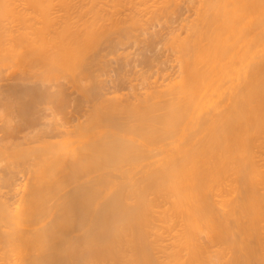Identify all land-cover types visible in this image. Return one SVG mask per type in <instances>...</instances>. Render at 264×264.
Masks as SVG:
<instances>
[{
  "label": "bare ground",
  "instance_id": "obj_1",
  "mask_svg": "<svg viewBox=\"0 0 264 264\" xmlns=\"http://www.w3.org/2000/svg\"><path fill=\"white\" fill-rule=\"evenodd\" d=\"M15 1L0 0V63L29 74L23 121L0 126V264H264V0H199L177 75L104 104L102 40L146 39L180 0H58L55 17ZM54 74L101 97L84 120ZM49 101L66 117L45 118Z\"/></svg>",
  "mask_w": 264,
  "mask_h": 264
},
{
  "label": "rangeland",
  "instance_id": "obj_2",
  "mask_svg": "<svg viewBox=\"0 0 264 264\" xmlns=\"http://www.w3.org/2000/svg\"><path fill=\"white\" fill-rule=\"evenodd\" d=\"M21 1H23V0H20V1L19 0H16L15 1L16 3L13 2L14 3V4H12L13 7L14 6L16 7L19 3L22 5L23 2L21 3ZM50 1H51L50 4H49L50 14L51 13L54 14V15L51 14L52 16L55 17V15L58 16V14L65 13V11H64L65 10V7H64V5L60 1L59 2L61 4L58 2V0H50ZM79 1L76 0V3L79 4L78 7H80V5H81L80 4L81 2H79ZM81 1L83 2V0H81ZM47 2H49V0H47ZM73 2H74V4H73L74 5V8H75L77 4L75 3V0ZM73 2H71V3H73ZM198 2H199V0H195V3L193 1H191V0H180V3L182 5L180 4L181 7L180 6L178 7V9H177L178 11H176L175 13H172V12L169 11L171 15H169L168 14L169 12H168L167 15L165 14L164 19L161 18L162 21L158 22L160 19L159 20L155 19L156 23L155 22L151 23V25L149 26L151 29H150V31H148V32H150L149 33L150 35L147 32L146 39H145V36H143V35H141L139 37L140 39L139 38H135V36L130 35L131 36L130 38L128 36L127 38H125L127 40H124L123 39L124 42H122L121 44H119L120 42L117 41L118 40L117 38H119L118 37V34L115 33L117 36L113 34V36H116V37H113L112 36V40L111 41H109L110 39L109 40L108 39H105L104 41L102 40L103 43L101 42V45H103V46H99V49L101 48L100 49V53H99L100 56L97 57L98 59L93 63L94 66H95V68H93V71H95V72H93V74L95 76L93 75V77H95L96 80L99 77V79H98L99 81L97 80V82H98L99 86L102 85L101 88H100L101 89L100 92H102L101 94H103V95H101V97L103 96L104 99H101V97H100L99 100L100 99H101L100 101L104 100V102L102 101L103 104L110 102V100L113 101L115 98L116 99H122V98H124L123 96H126V97L129 96L130 97V95H131L130 98H132V95H134V93L136 91L138 93H143L147 89V87H148L147 84L150 83V82H154V80L156 78H158L160 82H163V79H162L163 76L165 78V77H168L169 75L171 76V75H174V74L178 73V69H179V67L177 66L178 62L175 60V59H177V58H175V57H177V54H175V53H177L176 52L177 49H176V47H173L172 44L174 45V43H175L174 39L175 38L178 39L179 36H181V35L184 36V35L187 34L188 26H189V24L190 25L192 24V21H193L192 19L194 18L195 10H196L197 3ZM21 5H18L17 6V9L18 10H21L22 9L23 6L21 7ZM24 5H26V4H24ZM50 5H52V7ZM106 5L107 4H105L103 8L109 9V5H107V6ZM26 7H28V5H26ZM62 7H64V9H62ZM17 9L15 8V10H17ZM24 9H26V8H24ZM52 9H53V11H51ZM77 9L78 8L76 7L75 10H77ZM123 9H125V8H123ZM60 10H62V11H60ZM75 10L72 11V12L73 13H76ZM27 11L29 12V9H27ZM124 11L125 10H122V12H124ZM127 11H125V12H127ZM150 14H148V16ZM167 16H168V18H167ZM11 20L9 18H8V20L7 19L4 20L5 21L3 23L4 24V27L6 26L4 29H6L7 27H9L10 30H11V28H13L16 31L17 28H19V26H18L19 23H18V21L15 22V20H12V21ZM190 21H191V23H190ZM185 24H187V26ZM155 26H156V28H154ZM151 31L152 32L154 31L153 33H155V34H153ZM174 34H176V36L175 37L174 36L172 37V35H174ZM177 34H179V35L177 36ZM144 35H145V33H144ZM159 35H160V37H159ZM165 35L167 36V38H165L166 37ZM164 38H165V40H164ZM172 38H173V40H172ZM179 38H182V37H179ZM136 40H138L141 44L138 43V41H136ZM169 40L170 41L172 40V43ZM116 41L118 42L119 45H117V42ZM165 41L166 42L168 41L169 43H166ZM115 43H116V45H115ZM123 43H124V45H123ZM152 44H153V46H152ZM138 45H139V47H138ZM124 46H125V49L123 48ZM174 46H176V45H174ZM170 47H171V49H170ZM147 48H148V50H147ZM152 48H154V50ZM142 52H143V54H142ZM146 54L148 55V57H147ZM144 57H145V59H144ZM140 59H142V61ZM154 59H155V61H154ZM8 64L0 63V126H4L6 124V122H4L5 121V118H6V121L8 119H10L8 122H11L12 124H16V120L17 121H20L19 123H21L23 121V120H19V118L21 119L22 117H21V115L19 113H17V111L19 112V110H20V106L17 104L18 103L17 100L19 98H17L18 95L15 92L17 90H19V89H21V90L23 89V86H22V83L23 82H22L21 78L22 77L24 78L25 77V74L28 75L29 73L22 72V73H24V75H23L21 73V69L20 68H17L15 65H13L11 63H8ZM10 65H12V66H10ZM96 75H97V77H96ZM51 76H53V75H51ZM55 77L57 78V76L55 74H54L53 77H50L49 76V78H51V79L54 78V79H52V81L55 80V83H56V81L59 80L58 81L59 83L62 82L63 84H65V85H62V86H64V88L67 86L66 87L67 88V94L69 93V95H70V101L72 100V102H71L72 104L70 102L68 104V107L71 110H69V108H68V109H66L65 112L66 113L68 112L71 115L72 114L74 115V116L72 115L73 117H71L70 114H68V117L71 118L70 121L73 120L72 118H75V119L79 118L76 121H75V119L73 120L75 122H78L81 119L82 114L84 112L85 113L87 112L85 109H87L88 112H89V110H91L90 108H92L95 103L96 104L98 103V101H99L98 98H97L98 101H96V100H92L91 101L89 99L83 98L81 96L82 94H81L80 90H78L79 88L76 87L75 85H72L71 86V84H70L71 82L69 83V81H71V80L68 81V79H67V81H66V78H64V80H65V83H64V80L63 79L60 80V78H62V77H59L58 80H56ZM160 78L162 80H160ZM51 79H48V81H47V78H46L45 80L51 84V81H50ZM53 83L51 84V86L53 85ZM55 83L52 86L53 89H52V87H50L52 89V90L50 89L51 92H53V91L55 92L56 89L58 90L59 85L61 87V83L60 84L57 83L59 85H58L57 88H55L56 85H57ZM66 83H67V85H66ZM103 88H105V89H103ZM13 90H15V92ZM76 90H78V91H76ZM71 92L74 93V94H72ZM14 94H15V96H14ZM107 94L110 95V96H108ZM118 94H119V96H118ZM121 94H123V96H121ZM76 96L79 99H75ZM106 96L108 98L110 97V99H108ZM112 97H114V98H112ZM117 97H119V98H117ZM75 100L78 101V102H75L74 103ZM47 102H45V104H47V105H45V104L39 105L40 107L43 106L42 108H45V107L46 108H49L50 107L49 109H46L45 108L46 110L45 109H42L44 111L41 112V114L46 111L44 113L45 115H43L44 117L46 116L45 118H49V117L51 118V117H53V119H51V120L59 121V119L62 118L64 116V114H62V112L60 111L61 112L60 114L62 115V117H59L61 115L60 114H57L59 112L55 108L56 105L53 106V105H51V104H53V102H50V101H49L50 103H47ZM79 102L80 103L82 102V106L79 105L80 104ZM83 103H85V104H83ZM91 104H93V105H91ZM73 105H75V107L78 106L79 109H77L75 107H70V106H73ZM83 106H85V107H83ZM82 107H83V109H80ZM51 108L54 109V110L56 109V110L55 111L54 110H51ZM72 109H76V111H74V110L72 111ZM47 111H48V113H47ZM49 111H51V112L54 111L55 114L53 115V114L49 113ZM80 111H82V113H80ZM12 113H14V114H12ZM46 113H47V115H46ZM85 113H84L83 116H86L87 115V114L85 115ZM15 114H17L16 115L17 117L15 116ZM49 114H51L52 116H50ZM10 115H12V116L14 115L16 117V119H14L15 118L14 116L12 117ZM55 115L58 116L59 118L57 117L58 119H56V116ZM54 117H55V119H54ZM64 117H66V114H65ZM69 118H68V121H69ZM83 118L85 119V117H82V120H84ZM11 120H13V122ZM48 120H50V119H46V121H48ZM82 120H80V121H82ZM60 121H61V119H60ZM70 121H69V123H70ZM73 121L71 123H75ZM1 134H2V132H1V128H0V135ZM11 160L13 161V159H11ZM5 162H7V161H5ZM5 162H4L3 166H6V164H9L10 161L8 159V162L7 163H5ZM16 165L19 166V167H16L17 168L16 170L19 171L20 169H22L20 167V166H22L21 164H19V165L16 164ZM19 173L17 174V175H19L17 177V179H18L17 182L20 183V184H22V183L25 182L24 181V178L25 177L22 176L23 174L21 172H19Z\"/></svg>",
  "mask_w": 264,
  "mask_h": 264
}]
</instances>
